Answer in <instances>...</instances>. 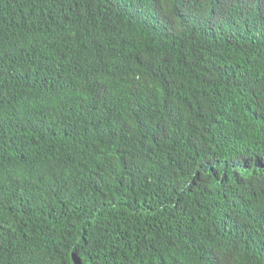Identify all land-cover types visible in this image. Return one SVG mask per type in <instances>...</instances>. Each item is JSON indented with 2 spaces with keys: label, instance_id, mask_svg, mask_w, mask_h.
Masks as SVG:
<instances>
[{
  "label": "trees",
  "instance_id": "1",
  "mask_svg": "<svg viewBox=\"0 0 264 264\" xmlns=\"http://www.w3.org/2000/svg\"><path fill=\"white\" fill-rule=\"evenodd\" d=\"M0 264H264V0H0Z\"/></svg>",
  "mask_w": 264,
  "mask_h": 264
}]
</instances>
